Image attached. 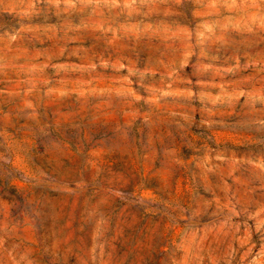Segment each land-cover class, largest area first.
<instances>
[{
  "label": "rangeland",
  "instance_id": "rangeland-1",
  "mask_svg": "<svg viewBox=\"0 0 264 264\" xmlns=\"http://www.w3.org/2000/svg\"><path fill=\"white\" fill-rule=\"evenodd\" d=\"M0 264H264V0H0Z\"/></svg>",
  "mask_w": 264,
  "mask_h": 264
}]
</instances>
